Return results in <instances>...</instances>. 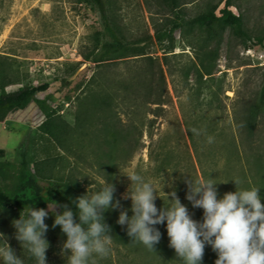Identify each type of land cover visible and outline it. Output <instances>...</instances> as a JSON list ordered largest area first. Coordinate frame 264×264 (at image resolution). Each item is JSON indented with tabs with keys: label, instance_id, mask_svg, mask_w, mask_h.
<instances>
[{
	"label": "rangeland",
	"instance_id": "1",
	"mask_svg": "<svg viewBox=\"0 0 264 264\" xmlns=\"http://www.w3.org/2000/svg\"><path fill=\"white\" fill-rule=\"evenodd\" d=\"M117 1V14L127 38L131 43L144 42L140 46L147 48V54L160 63L167 81L166 105L159 111L162 116L149 117L142 148L120 171L118 212L127 210L129 217L133 215L131 199L123 198L131 184L124 174L129 173L140 174L155 186L154 203L158 209L169 206L171 197L167 194L175 190L192 219L198 222L203 221V209L193 207L186 199L188 179L213 178L218 183V199L236 190L234 180L240 181L238 190L252 187L261 190L264 110L259 109V100L264 85V47L254 46L252 54H247L239 39L228 31L220 43L200 50L197 27L183 26L175 32V48L171 50L167 41L160 43L154 38L155 27L163 28L166 20H175L170 9L161 8L155 0ZM225 1L181 0L188 2L183 9L184 18L192 20L209 5L221 4L222 8ZM234 3L233 10L242 15L249 34L264 36V0H234ZM101 29L98 13L86 4H71L68 0H0V58H10L21 81L8 90L51 84L47 93L36 98L49 100L50 107L73 125L77 97L97 70L96 65L85 63L81 54L93 48L94 33ZM135 55L112 64V73L133 74L139 66L136 63L139 57ZM76 64L79 69L71 74ZM254 110L259 112L255 129L250 133L246 121ZM44 121L33 103L0 123V149L6 151L5 159L0 160V185L8 183L13 173L1 167L3 163L20 165L24 160L33 164L55 159L61 175L67 176L77 165V176L86 192L95 193L103 181L96 164L92 167L77 162L60 149L41 129ZM193 128L200 134H194ZM154 227L161 233L155 251L142 243L123 245L112 240L109 255L101 258L94 254L88 264H183L169 246L166 221ZM0 233L3 234L0 247L6 240L23 260L24 247L15 238L14 226L4 225ZM46 240L49 244L46 264H67L70 252L63 253L64 242L51 237ZM217 258L211 245L206 244L201 264H215ZM0 264H4L2 258Z\"/></svg>",
	"mask_w": 264,
	"mask_h": 264
},
{
	"label": "trees",
	"instance_id": "2",
	"mask_svg": "<svg viewBox=\"0 0 264 264\" xmlns=\"http://www.w3.org/2000/svg\"><path fill=\"white\" fill-rule=\"evenodd\" d=\"M68 2L91 6L98 13L102 27L94 33L93 48L81 54L83 61L96 65L97 70L86 83L81 95L77 97L75 123L70 125L63 120L58 112L50 107L49 100L36 98L50 90L49 83L39 86L24 85L17 90H8L10 87L20 85L21 81L15 74L10 58L6 56L0 58V123L6 122L11 115L36 103L39 112L45 118L41 129L77 162L91 164L92 167L93 163L96 164L103 181L115 186L113 199L115 204L117 193L120 191L118 178L122 167L142 148L141 141L150 123L149 117L162 116L159 111H163L162 107L166 105V76L160 63L147 54V48L140 46L144 43L142 40L131 43L127 38L117 14V0H68ZM155 2L161 8L170 9L175 14V20H166L165 27H155L154 35L160 43L167 41L171 50L175 48V32L183 26L197 27L201 37L198 40L200 50L210 47L214 42L220 43L228 31L239 39L244 50L257 45L264 47V36H252L245 29L242 15L233 10L236 7L234 0H226L222 8L221 4L209 5L204 13L190 21L185 20L183 10L188 2L182 3L181 0ZM130 54L139 57L136 59L139 66L133 74H113L112 64L129 58ZM78 66L79 64L72 66L71 74L79 69ZM259 109L264 110V85L260 93ZM257 112L259 111H251L247 117L246 127L250 133L255 129ZM5 157L6 151L0 149V160ZM56 162L55 159H51L32 164L24 160L20 165L11 163L1 165L13 173L8 183L0 185V228L12 225L13 220L20 218L24 208H43L49 213L45 218L48 230L44 238L66 241L67 236L60 226L53 227L55 213H62L64 211L62 206L67 205L79 223L78 209L74 201L87 192L77 176L79 173L77 165L65 176L57 172ZM101 187L100 183L95 192ZM263 188L260 190L262 204ZM119 214L116 208L111 207L103 213L104 222L111 228L112 240L123 245L141 244L132 242L127 234V226L117 223ZM23 249L24 264H37L36 258L27 248ZM47 257L46 254V260Z\"/></svg>",
	"mask_w": 264,
	"mask_h": 264
},
{
	"label": "clouds",
	"instance_id": "3",
	"mask_svg": "<svg viewBox=\"0 0 264 264\" xmlns=\"http://www.w3.org/2000/svg\"><path fill=\"white\" fill-rule=\"evenodd\" d=\"M192 132L200 134L195 128ZM208 140L212 142L211 137ZM124 175L131 184L123 198L131 199L133 215L129 217L127 210H122L117 223L127 226L132 242L142 243L148 250L155 251L161 233L154 226L166 221L169 246L183 264H201L206 244L217 253L215 264H264V204L260 189L238 190L240 181L234 180L236 190L218 199V183L213 178L188 179L186 199L193 207L203 209V221L198 222L192 219L175 190L167 194L171 197L168 198L169 206L158 209L154 203L157 198L155 186L140 174ZM101 184L98 192L89 195L88 190L75 199L79 223L67 205L62 206V213H55L53 227L60 226L67 236L62 249L63 253L70 252L67 264H88L94 254L104 258L110 253L111 228L104 222L103 213L110 207L119 208L121 205L118 200L113 204L115 186L107 181H101ZM48 214L43 208L29 207L21 211L19 219L12 221L15 238L36 258L37 264H46L49 244L44 236L48 230L45 223ZM0 258L4 264H23L6 240L0 247Z\"/></svg>",
	"mask_w": 264,
	"mask_h": 264
},
{
	"label": "built area",
	"instance_id": "4",
	"mask_svg": "<svg viewBox=\"0 0 264 264\" xmlns=\"http://www.w3.org/2000/svg\"><path fill=\"white\" fill-rule=\"evenodd\" d=\"M245 52H246L247 54H252V52H253V49H248V50H245Z\"/></svg>",
	"mask_w": 264,
	"mask_h": 264
}]
</instances>
